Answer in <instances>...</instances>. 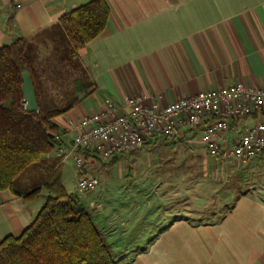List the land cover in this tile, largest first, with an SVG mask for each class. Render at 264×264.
I'll return each instance as SVG.
<instances>
[{
  "label": "crops",
  "instance_id": "crops-1",
  "mask_svg": "<svg viewBox=\"0 0 264 264\" xmlns=\"http://www.w3.org/2000/svg\"><path fill=\"white\" fill-rule=\"evenodd\" d=\"M88 1L0 0V47L28 39L39 105L64 107L79 98L56 118L67 131L56 148L70 150L73 120L98 109L106 95L121 100L161 94L171 102L237 82L264 88V0H107L111 13L105 30L74 52L60 19ZM259 119L246 118L228 141ZM189 131L182 129L178 138ZM96 158L88 159L87 171ZM57 161L45 157L35 166L42 179L19 191L41 185L36 199L0 189V241L20 235L35 219ZM58 163L64 183L68 172L78 180L74 153ZM256 163H264V155ZM91 202L93 211L85 207L117 264H264V186L240 195L213 222H196L180 207L155 217L152 200L149 211L125 218L112 216L104 200Z\"/></svg>",
  "mask_w": 264,
  "mask_h": 264
},
{
  "label": "trees",
  "instance_id": "trees-1",
  "mask_svg": "<svg viewBox=\"0 0 264 264\" xmlns=\"http://www.w3.org/2000/svg\"><path fill=\"white\" fill-rule=\"evenodd\" d=\"M110 13L107 0H90L61 17L74 52L105 30ZM27 45L26 37H18L0 47V189H11L32 200L41 195L43 187L38 185L22 193L17 191L15 181L30 167L42 163L46 154L61 143L67 131L56 118L68 113L79 98H72L64 107L44 109L39 105L37 111L27 110L24 71L31 73L35 85ZM35 88L37 93V85ZM178 139L185 141L186 134ZM120 155L115 154L109 163L117 162ZM263 155L264 149L247 163ZM51 168L53 172L44 185L48 191L44 205L20 235L9 234L0 241V264H117L91 212L68 191L61 165L57 161Z\"/></svg>",
  "mask_w": 264,
  "mask_h": 264
},
{
  "label": "built area",
  "instance_id": "built-area-1",
  "mask_svg": "<svg viewBox=\"0 0 264 264\" xmlns=\"http://www.w3.org/2000/svg\"><path fill=\"white\" fill-rule=\"evenodd\" d=\"M255 114L260 119L244 124L240 137L228 141L232 129L242 127L244 120ZM73 121L70 150L58 147L46 157L61 162L74 153L78 186L88 191L100 183L86 170L89 158L100 156L110 161L115 154L133 152L153 139L178 137L184 128L194 132L216 161L246 163L264 149V88L237 82L171 102H164L161 94L156 98L127 95L121 100L106 95L98 109Z\"/></svg>",
  "mask_w": 264,
  "mask_h": 264
},
{
  "label": "rangeland",
  "instance_id": "rangeland-1",
  "mask_svg": "<svg viewBox=\"0 0 264 264\" xmlns=\"http://www.w3.org/2000/svg\"><path fill=\"white\" fill-rule=\"evenodd\" d=\"M194 135L189 131L183 142L178 137H161L135 153L120 155L115 163L98 156L88 167L89 174L100 180L96 188L80 189L70 172L65 175L66 187L90 211L94 210L91 201L104 200L114 217L149 211L152 200L155 217L166 208L180 207L189 210L196 222L220 220L240 195L264 186V163L253 164L256 157L244 164L216 161ZM43 175L32 166L15 181V187L22 191Z\"/></svg>",
  "mask_w": 264,
  "mask_h": 264
},
{
  "label": "water",
  "instance_id": "water-1",
  "mask_svg": "<svg viewBox=\"0 0 264 264\" xmlns=\"http://www.w3.org/2000/svg\"><path fill=\"white\" fill-rule=\"evenodd\" d=\"M23 81L25 92L24 104L27 110L30 112L39 110L36 88L33 82L32 75L28 70L23 72Z\"/></svg>",
  "mask_w": 264,
  "mask_h": 264
}]
</instances>
